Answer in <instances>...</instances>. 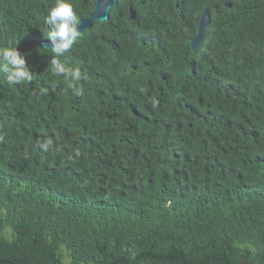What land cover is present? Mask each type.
I'll return each mask as SVG.
<instances>
[{
  "label": "trees",
  "instance_id": "obj_1",
  "mask_svg": "<svg viewBox=\"0 0 264 264\" xmlns=\"http://www.w3.org/2000/svg\"><path fill=\"white\" fill-rule=\"evenodd\" d=\"M53 3L0 0L35 73L0 74V264H264V0H117L66 54L82 95L51 75Z\"/></svg>",
  "mask_w": 264,
  "mask_h": 264
},
{
  "label": "clouds",
  "instance_id": "obj_2",
  "mask_svg": "<svg viewBox=\"0 0 264 264\" xmlns=\"http://www.w3.org/2000/svg\"><path fill=\"white\" fill-rule=\"evenodd\" d=\"M132 12L133 15L131 14V16L133 17L136 12L134 10ZM44 24L47 25V31L42 28L41 30L51 42V46L47 48L51 50L49 62L51 64V75L62 77L68 88L77 95H82L83 89L78 82L87 77L82 76L79 67L68 66L66 57V54L72 49L80 36V22L77 20L72 0H54L53 5L44 17ZM62 57L64 59H61ZM0 74L4 75L8 84L16 85L33 81L35 73L30 69L25 56L18 48L10 45L0 47ZM40 94L46 95L47 89H41ZM50 144L51 141H46L40 147L44 151H48Z\"/></svg>",
  "mask_w": 264,
  "mask_h": 264
},
{
  "label": "water",
  "instance_id": "obj_3",
  "mask_svg": "<svg viewBox=\"0 0 264 264\" xmlns=\"http://www.w3.org/2000/svg\"><path fill=\"white\" fill-rule=\"evenodd\" d=\"M117 2V0H96V4L93 12L88 18H84L80 21L79 30L82 31L84 28L90 27L95 19H106L110 14L112 6ZM133 15V12L131 13ZM211 20L210 13L206 8L202 14V17L198 24L197 35L193 38L191 44L192 48H196L197 45L202 41L203 30L209 24ZM44 46H51L49 39L43 41Z\"/></svg>",
  "mask_w": 264,
  "mask_h": 264
}]
</instances>
